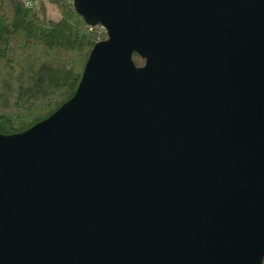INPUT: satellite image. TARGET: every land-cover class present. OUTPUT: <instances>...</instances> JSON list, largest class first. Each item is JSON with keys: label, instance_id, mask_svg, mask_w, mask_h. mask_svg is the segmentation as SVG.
<instances>
[{"label": "water", "instance_id": "1", "mask_svg": "<svg viewBox=\"0 0 264 264\" xmlns=\"http://www.w3.org/2000/svg\"><path fill=\"white\" fill-rule=\"evenodd\" d=\"M74 8L107 39L0 133V264H264V0Z\"/></svg>", "mask_w": 264, "mask_h": 264}, {"label": "trees", "instance_id": "2", "mask_svg": "<svg viewBox=\"0 0 264 264\" xmlns=\"http://www.w3.org/2000/svg\"><path fill=\"white\" fill-rule=\"evenodd\" d=\"M45 1L0 0L3 135L27 131L72 99L93 48L107 39L105 30L87 25L69 2L48 0L60 14L49 19ZM134 60L144 64L138 55Z\"/></svg>", "mask_w": 264, "mask_h": 264}, {"label": "rangeland", "instance_id": "3", "mask_svg": "<svg viewBox=\"0 0 264 264\" xmlns=\"http://www.w3.org/2000/svg\"><path fill=\"white\" fill-rule=\"evenodd\" d=\"M26 2H28L29 4H33L34 2H38V1H41V0H25ZM41 3V2H40ZM39 4V2L37 3V5ZM45 6L46 7V13L48 14V18L51 19V20H57L60 18V14L59 12L57 11V8L50 4L48 2V0L45 1Z\"/></svg>", "mask_w": 264, "mask_h": 264}, {"label": "built area", "instance_id": "4", "mask_svg": "<svg viewBox=\"0 0 264 264\" xmlns=\"http://www.w3.org/2000/svg\"><path fill=\"white\" fill-rule=\"evenodd\" d=\"M62 1L69 2V3L73 4V5H74V2H75V0H62ZM100 28H101L102 31L105 30V29H104L103 27H101V26H100ZM105 31H106V30H105Z\"/></svg>", "mask_w": 264, "mask_h": 264}, {"label": "crops", "instance_id": "5", "mask_svg": "<svg viewBox=\"0 0 264 264\" xmlns=\"http://www.w3.org/2000/svg\"><path fill=\"white\" fill-rule=\"evenodd\" d=\"M41 1H43V0H41ZM41 1H38V2L40 3ZM38 2H37V3H38Z\"/></svg>", "mask_w": 264, "mask_h": 264}]
</instances>
